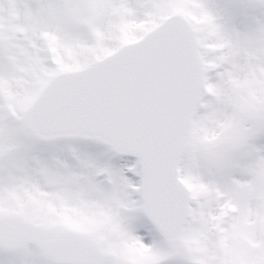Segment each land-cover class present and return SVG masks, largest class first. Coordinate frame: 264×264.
Segmentation results:
<instances>
[{"label":"snow or ice","instance_id":"6c2138e0","mask_svg":"<svg viewBox=\"0 0 264 264\" xmlns=\"http://www.w3.org/2000/svg\"><path fill=\"white\" fill-rule=\"evenodd\" d=\"M0 264H264V0H0Z\"/></svg>","mask_w":264,"mask_h":264}]
</instances>
